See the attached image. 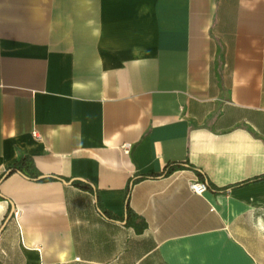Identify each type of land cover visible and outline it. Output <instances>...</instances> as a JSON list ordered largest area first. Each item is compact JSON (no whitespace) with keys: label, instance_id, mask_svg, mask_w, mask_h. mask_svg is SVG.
Returning <instances> with one entry per match:
<instances>
[{"label":"crops","instance_id":"crops-1","mask_svg":"<svg viewBox=\"0 0 264 264\" xmlns=\"http://www.w3.org/2000/svg\"><path fill=\"white\" fill-rule=\"evenodd\" d=\"M0 264H264V0H0Z\"/></svg>","mask_w":264,"mask_h":264},{"label":"built area","instance_id":"built-area-1","mask_svg":"<svg viewBox=\"0 0 264 264\" xmlns=\"http://www.w3.org/2000/svg\"><path fill=\"white\" fill-rule=\"evenodd\" d=\"M129 146H125V150H128ZM190 189L197 193L201 194L207 190V184L202 181H193L189 184ZM15 214L17 213L16 211L14 212Z\"/></svg>","mask_w":264,"mask_h":264},{"label":"trees","instance_id":"trees-1","mask_svg":"<svg viewBox=\"0 0 264 264\" xmlns=\"http://www.w3.org/2000/svg\"><path fill=\"white\" fill-rule=\"evenodd\" d=\"M23 160H24V158L21 157L20 160H19V162L17 163V165L13 166L11 168V170H14L16 167L17 168H20V165L22 164V161ZM74 184L77 185V186H79V187H81V188H83V189H89V190L91 189L90 186H88L87 184L81 183L79 181H74Z\"/></svg>","mask_w":264,"mask_h":264},{"label":"water","instance_id":"water-1","mask_svg":"<svg viewBox=\"0 0 264 264\" xmlns=\"http://www.w3.org/2000/svg\"><path fill=\"white\" fill-rule=\"evenodd\" d=\"M12 213V211L10 212V214Z\"/></svg>","mask_w":264,"mask_h":264}]
</instances>
